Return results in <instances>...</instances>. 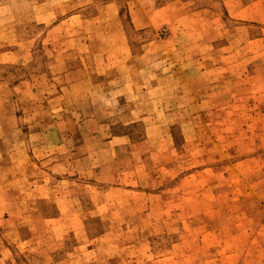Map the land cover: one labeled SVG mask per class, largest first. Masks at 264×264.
I'll return each mask as SVG.
<instances>
[{
	"label": "rangeland",
	"instance_id": "obj_1",
	"mask_svg": "<svg viewBox=\"0 0 264 264\" xmlns=\"http://www.w3.org/2000/svg\"><path fill=\"white\" fill-rule=\"evenodd\" d=\"M0 264H264V0H0Z\"/></svg>",
	"mask_w": 264,
	"mask_h": 264
}]
</instances>
